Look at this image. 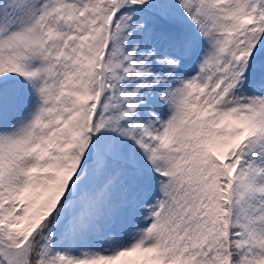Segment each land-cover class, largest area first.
I'll return each mask as SVG.
<instances>
[{
    "label": "snow or ice",
    "instance_id": "1",
    "mask_svg": "<svg viewBox=\"0 0 264 264\" xmlns=\"http://www.w3.org/2000/svg\"><path fill=\"white\" fill-rule=\"evenodd\" d=\"M0 264H264V0H0Z\"/></svg>",
    "mask_w": 264,
    "mask_h": 264
}]
</instances>
